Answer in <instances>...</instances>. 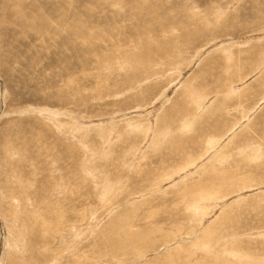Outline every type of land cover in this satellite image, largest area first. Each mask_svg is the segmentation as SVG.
Here are the masks:
<instances>
[{
    "label": "rangeland",
    "instance_id": "374dc122",
    "mask_svg": "<svg viewBox=\"0 0 264 264\" xmlns=\"http://www.w3.org/2000/svg\"><path fill=\"white\" fill-rule=\"evenodd\" d=\"M0 264H264V0H0Z\"/></svg>",
    "mask_w": 264,
    "mask_h": 264
},
{
    "label": "bare ground",
    "instance_id": "6f19581e",
    "mask_svg": "<svg viewBox=\"0 0 264 264\" xmlns=\"http://www.w3.org/2000/svg\"><path fill=\"white\" fill-rule=\"evenodd\" d=\"M19 7H20V6H19ZM12 8H13V6H12ZM16 8H17V7L14 6V9H16ZM20 8H21V7H20ZM20 8H18V10H19ZM21 11H22V10H21ZM16 12H18V11H16ZM81 12H82V11H81ZM19 13H20V12H19ZM77 14H78V13H77ZM61 17H64V16H61ZM22 20H23V18H22ZM53 20H54V18H53ZM20 21H21V20H20ZM54 21H55V20H54ZM63 21H64V20H63ZM66 22H67V20H66ZM74 22H75V21H74ZM85 22H86V21H85ZM23 23H24V22H23ZM53 23H54V22H53ZM65 24H67V23H65ZM68 24H69V23H68ZM79 25H80V24H79ZM63 27H64V26H63ZM65 28H66V26H65ZM65 28H64V29H65ZM81 37H82V36H81ZM138 61H139V60H138ZM110 71H111V70H110ZM113 73H114V72H113ZM229 87H230V86H229ZM231 90H232V89H231ZM235 90H236V89H234V91H235ZM143 95H144V94H143ZM227 97H228V96H227ZM203 100H204V99H203ZM213 101H214V100H213ZM222 102H223V101H222ZM200 103H201V102H200ZM222 106H223V105H222ZM204 107H205V106H204ZM179 118H180V117H179ZM191 119H192V118H191ZM127 121H128V120H127ZM176 121H177V120H176ZM190 121H191V120H190ZM175 124H176V123H175ZM178 125H179V124H178ZM158 127H159V126H158ZM146 135H147V134H146ZM210 145H211V144H210ZM163 177H164V176H163ZM210 188H211V187H210ZM212 188H213V187H212ZM214 188H215V187H214ZM214 188H213V189H214ZM215 190H216V189H215ZM215 190H214V191H215ZM207 193H208V192H206L205 194L207 195ZM201 194H202V193H201ZM210 194H212V193H210ZM216 194H217V193H216ZM202 195H203V194H202ZM202 195H201V196H202ZM198 196H199V195H198ZM196 197H197V196H196ZM200 198H201V197H200ZM211 198H213V197H211ZM199 200H200V199H199ZM171 260H172V258H171ZM168 262H169V261H168Z\"/></svg>",
    "mask_w": 264,
    "mask_h": 264
}]
</instances>
